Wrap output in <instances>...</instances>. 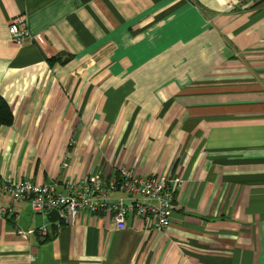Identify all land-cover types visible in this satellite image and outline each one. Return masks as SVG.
<instances>
[{
  "label": "crops",
  "instance_id": "0c3cea01",
  "mask_svg": "<svg viewBox=\"0 0 264 264\" xmlns=\"http://www.w3.org/2000/svg\"><path fill=\"white\" fill-rule=\"evenodd\" d=\"M234 1L0 0V177L182 180L164 231L17 201L0 264H264V0ZM18 15L41 41L10 39Z\"/></svg>",
  "mask_w": 264,
  "mask_h": 264
},
{
  "label": "built area",
  "instance_id": "2783aa9c",
  "mask_svg": "<svg viewBox=\"0 0 264 264\" xmlns=\"http://www.w3.org/2000/svg\"><path fill=\"white\" fill-rule=\"evenodd\" d=\"M244 1L235 0L228 6H242ZM8 32L17 45H22L26 38L42 40L40 35L30 36L23 15L16 16L9 23ZM181 184L182 180L178 177L143 176L127 167L118 168L109 177L102 172H94L77 181H66L62 190H58L54 183L0 177V194L6 198V202H0V217L13 214L15 202L26 201L36 213L57 210L60 222L74 219L82 211L99 212L109 213L118 229H124L128 221L135 217L144 222L145 228L164 231L171 223L175 195ZM113 193H121L122 196L113 197ZM16 233L44 238L49 235V230L46 224H42L31 229L17 227Z\"/></svg>",
  "mask_w": 264,
  "mask_h": 264
},
{
  "label": "trees",
  "instance_id": "16d2710c",
  "mask_svg": "<svg viewBox=\"0 0 264 264\" xmlns=\"http://www.w3.org/2000/svg\"><path fill=\"white\" fill-rule=\"evenodd\" d=\"M11 121L12 111L5 99L0 95V126L7 125Z\"/></svg>",
  "mask_w": 264,
  "mask_h": 264
},
{
  "label": "water",
  "instance_id": "95a60500",
  "mask_svg": "<svg viewBox=\"0 0 264 264\" xmlns=\"http://www.w3.org/2000/svg\"><path fill=\"white\" fill-rule=\"evenodd\" d=\"M47 216L51 222H54L58 219L59 213L57 210H51L47 213Z\"/></svg>",
  "mask_w": 264,
  "mask_h": 264
}]
</instances>
